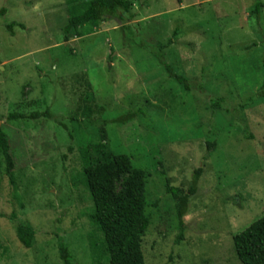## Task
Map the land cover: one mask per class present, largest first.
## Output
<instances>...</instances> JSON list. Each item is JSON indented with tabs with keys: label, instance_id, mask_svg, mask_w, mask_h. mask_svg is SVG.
<instances>
[{
	"label": "rangeland",
	"instance_id": "374dc122",
	"mask_svg": "<svg viewBox=\"0 0 264 264\" xmlns=\"http://www.w3.org/2000/svg\"><path fill=\"white\" fill-rule=\"evenodd\" d=\"M83 1L0 0V130L12 160L10 181L0 153V264H63L58 241L72 264H107L78 178L86 143L129 156L145 173L144 264H238L231 237L264 212V97L238 107L261 84L264 0L257 17L255 0H132L128 12L83 24L64 42L69 8ZM8 21L22 28L9 34ZM169 37L162 59L190 90L138 45ZM211 98H221L219 109ZM137 110L123 125L103 123ZM33 112L48 115L7 119ZM196 168L177 242L165 179L185 193ZM17 223L35 231L30 248L17 241Z\"/></svg>",
	"mask_w": 264,
	"mask_h": 264
},
{
	"label": "trees",
	"instance_id": "16d2710c",
	"mask_svg": "<svg viewBox=\"0 0 264 264\" xmlns=\"http://www.w3.org/2000/svg\"><path fill=\"white\" fill-rule=\"evenodd\" d=\"M132 0H84L82 4L71 6L68 16L61 28L62 40L66 42L71 32L77 35L79 26L86 23H97L105 17L118 16L119 12H128ZM261 8L260 0L253 3V14L257 17ZM4 12L2 8L0 15ZM131 14L125 16L126 21ZM120 18V17H119ZM22 28V24L15 21H8L3 27L9 34H12V27ZM176 34L173 30L172 37ZM171 38L165 43L156 44L150 48L143 42L138 45L149 52L157 63L162 67L166 75L173 79L183 90L192 88V84L181 73H177L164 62L160 49L171 44ZM264 42V41H263ZM262 78L258 90L248 96L238 107L250 105L256 99L264 97V55L261 61ZM200 88V86H197ZM221 98H211L210 107L212 110L219 109ZM100 113L103 107L98 108ZM82 112L87 116L90 109L84 106ZM137 111H127L111 119H104L103 123L123 125L137 116ZM46 112H33L25 115H7V119L16 118H38L46 117ZM63 128L64 125H61ZM104 133L101 135L103 136ZM246 138H252L250 134ZM71 150L70 146L67 147ZM0 153L4 163V171L12 181L11 168L12 160L8 154V143L5 134L0 130ZM78 155L81 162V172L78 175L80 184L88 193L91 202L88 213V221L94 226L101 236V243L107 255V264H144L141 252V236L148 224V216L144 213L145 199V173L140 168L131 167L129 156L125 154L112 153L107 145L98 143H86L78 147ZM201 174V169L196 168L191 176V183L186 192L179 188L170 186L168 179H165L164 191L175 200V212L178 219V235L176 241L182 237V217L186 212L187 200L196 191V182ZM126 177L118 192H115V185ZM35 231L28 225L17 223L14 226V235L17 241L25 248L33 244ZM232 250L238 264H264V212L262 216L251 222L240 232L231 237ZM58 257L63 264H72L73 259L62 241L57 243Z\"/></svg>",
	"mask_w": 264,
	"mask_h": 264
}]
</instances>
